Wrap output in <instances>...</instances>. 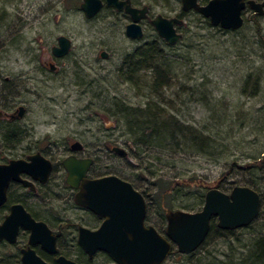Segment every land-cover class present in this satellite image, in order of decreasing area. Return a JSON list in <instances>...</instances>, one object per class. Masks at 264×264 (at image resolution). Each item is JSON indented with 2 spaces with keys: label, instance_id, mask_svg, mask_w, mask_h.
<instances>
[{
  "label": "rangeland",
  "instance_id": "374dc122",
  "mask_svg": "<svg viewBox=\"0 0 264 264\" xmlns=\"http://www.w3.org/2000/svg\"><path fill=\"white\" fill-rule=\"evenodd\" d=\"M82 1L0 0V158L21 153L20 148H7L4 126L8 114L22 105V116L11 123L22 129V144L53 153L58 161L69 153L71 142L79 141L83 148L75 151L93 155L99 173L129 177L142 172L145 180L139 181L151 194L158 184L150 190L155 178L138 167L137 149L129 148L133 136L118 114L120 105L144 107L151 99L181 122L210 133L214 141L207 153L180 151L167 156L168 150L153 151L155 158L160 156L158 161L144 154V163L153 160L165 179H200L199 185L173 184L167 205L166 196L160 208L150 203V223L163 225L165 207L200 209L198 196L210 187L230 191L254 176L257 189L264 190V17L257 33L249 23L222 30L191 10L182 14L181 38L169 45L150 20L179 14L180 0H131L134 6L149 8L140 22L139 39L125 34L128 14L105 7L88 18L80 8ZM59 35L71 41L69 52L60 58L51 54ZM152 40L160 43V64L172 78L149 95L150 70L128 82L119 69L126 54ZM102 51L106 57H101ZM114 145L123 147L126 155L114 152ZM260 160L261 168L247 165ZM192 202L197 204L194 208L185 207ZM247 238L244 234L241 243ZM216 247L228 249L222 240ZM165 264L178 261L168 257Z\"/></svg>",
  "mask_w": 264,
  "mask_h": 264
},
{
  "label": "water",
  "instance_id": "95a60500",
  "mask_svg": "<svg viewBox=\"0 0 264 264\" xmlns=\"http://www.w3.org/2000/svg\"><path fill=\"white\" fill-rule=\"evenodd\" d=\"M103 1L107 7L124 9L129 14L131 21L125 26L126 36L131 39L142 37L143 30L138 22L146 16V7H132L129 0ZM101 6V0H83L80 4L88 18L93 17ZM243 6V0H209L205 5H199L197 0H182L183 10L193 9L207 17L212 25L225 30L241 27ZM150 23L169 45H174L181 37L175 25L182 24V20L176 17L157 15ZM56 42L51 47V54L58 58L65 56L71 47L70 39L59 35ZM101 56L106 57V53L102 51ZM17 109V114L21 116L23 106L19 105ZM80 145L79 141H74L71 147L77 149ZM112 150L120 155L126 153L121 146L114 145ZM21 162V159H12L8 164H0L1 195L4 194L5 175L12 173ZM91 162L89 157L77 158L74 155L67 156L63 161L68 172L67 181L80 187L75 200L104 217L96 230L83 231L79 241L88 252L101 249L119 264H161L172 245L181 253L198 248L209 231L212 217H215L219 228L236 229L250 224L260 212V194L251 186L236 184L230 191L210 187L205 191L203 204L198 210L167 208L163 234L154 226L145 225V199L129 181L115 174L87 178L86 171Z\"/></svg>",
  "mask_w": 264,
  "mask_h": 264
},
{
  "label": "flooded vegetation",
  "instance_id": "af4514ba",
  "mask_svg": "<svg viewBox=\"0 0 264 264\" xmlns=\"http://www.w3.org/2000/svg\"><path fill=\"white\" fill-rule=\"evenodd\" d=\"M101 1L102 6L99 11L107 7L104 1ZM208 1L201 2L197 0V3L205 5ZM243 3L244 6L240 13L242 18L241 27L249 23L253 25L256 33L260 32L259 22L264 17V0H243ZM129 4L136 8L146 7V16L148 15V6H134L131 0H129ZM113 9L126 13L124 9ZM180 9L181 12L173 17L182 20L183 24L182 14L193 9L183 10L182 0H180ZM146 16L138 23L140 24ZM203 17L209 21L207 17ZM182 24L175 25L176 32L180 35L179 28ZM210 25L214 26L211 23ZM214 27L222 29L219 26ZM47 64L51 70L54 68L53 63ZM17 110L8 114V121L12 122V119L19 116ZM20 140L21 137L16 142L10 141L6 144L7 148L10 146L16 149L20 148L21 153L8 156L1 155L2 157L0 158V164H8L12 159L22 160L20 164L14 167L12 173L5 175L4 194L1 195L0 193V264H71V262L75 264H104L108 260L113 262L112 264H119L101 249H95L91 253L88 252L79 241V236L83 234V231L96 230L104 217L75 200V194L80 187L79 185L74 186L67 181L68 172L63 163L64 159L70 155H74L77 158L89 157L92 159L86 171L87 178L115 174L129 181L145 199V225H152L160 233L165 234L167 223L165 211L167 208H173H164L163 217L161 218L162 226L150 223L148 216L149 205L150 203L155 205L150 199L152 196L146 194L144 187H136L126 176L116 172L99 173L93 167L95 162L93 155L75 151L82 150V143H80L79 148L74 149L71 147V142L69 153L62 158H57L58 161H56L53 153L26 146ZM126 153L121 156L126 155ZM1 181L2 179H0V185ZM173 250H176L175 245H172L171 251ZM169 254L161 264H165ZM99 255L103 257L100 260L97 258Z\"/></svg>",
  "mask_w": 264,
  "mask_h": 264
},
{
  "label": "trees",
  "instance_id": "16d2710c",
  "mask_svg": "<svg viewBox=\"0 0 264 264\" xmlns=\"http://www.w3.org/2000/svg\"><path fill=\"white\" fill-rule=\"evenodd\" d=\"M157 42L152 40L137 46L124 56L122 66L119 69L128 82L139 80V72L142 70H150V81L147 84L150 90L149 95L157 93L162 86L169 84L172 78L169 70L160 64L163 58V50L160 43L158 42V45ZM249 81H251L250 78L246 80V83ZM118 109V114L125 120L126 132L133 136L129 148L137 149L135 157L140 161L138 167L141 168V171L147 170L149 175L155 178V181L150 184V190L154 184H158V190L151 191L150 194L153 204L160 208L164 204L165 196L167 198L165 204L171 203L170 191L173 184L199 185L200 179L195 176L165 179L162 175L163 171L154 169L153 160L144 163V156L146 155L147 158L150 156L153 159V157L155 158L153 151L158 153L162 150H168L167 156L180 151L183 153L188 151L207 153L212 145L211 142L214 141L210 133H205L199 128L181 122L151 99L145 101L144 107L120 105ZM11 123L9 121L4 126L6 143L16 142L21 137L22 129L11 125ZM155 159L158 161L160 156ZM262 162L263 160H260L247 165H250L252 169H258L261 168ZM126 177L136 187H143L142 182L139 181L145 180L142 172L136 173L135 176L130 175V178ZM243 184L257 190L261 197L259 215L250 224L236 229H222L216 225L215 217H212L209 231L198 248L189 253L173 250L168 257L176 259L178 264H264V190L259 191L257 189L260 188L259 182L254 176L244 180ZM144 189L149 191L147 186H144ZM204 194L201 193L198 196L200 199L198 203L201 205L204 201ZM195 204L192 202L185 207L194 208ZM244 234H248V238L246 242L241 243ZM219 240L226 241L227 250H219L216 247ZM234 241L237 244H234Z\"/></svg>",
  "mask_w": 264,
  "mask_h": 264
}]
</instances>
